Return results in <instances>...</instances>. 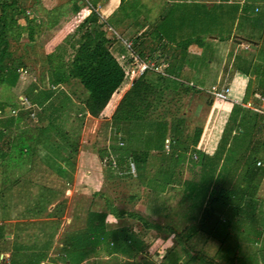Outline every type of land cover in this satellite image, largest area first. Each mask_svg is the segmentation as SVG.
Wrapping results in <instances>:
<instances>
[{"label":"trees","instance_id":"1","mask_svg":"<svg viewBox=\"0 0 264 264\" xmlns=\"http://www.w3.org/2000/svg\"><path fill=\"white\" fill-rule=\"evenodd\" d=\"M96 1L68 0L67 11L78 15V20L72 35L69 34L71 21L57 29L49 41L57 42L58 39L60 44L54 43L50 48L51 53L46 52V42L40 43L34 39L41 23L39 21L35 23L36 18L30 17L27 13V9L36 5L38 0L0 2V87L13 88L22 71L26 72L28 67L34 70L33 84L25 94L24 101L28 106L38 110L40 118L43 117L46 121L44 126L34 124L25 131L11 134L17 121L22 118L17 114L15 116L13 105L0 101L2 178H6V175H15L13 180L10 178L7 185L15 183V192L24 191L38 196L36 201L39 203H31V211L36 214L42 211L41 213L49 218V221L42 222H51L59 227L64 200L55 201L58 193L57 182L51 184L52 186L49 182L41 183L45 176H49L50 167L44 164L38 154V148L43 141L48 140L51 131L55 135L60 133L54 124L55 115L61 111L65 103L70 102L68 94L58 90V87L69 81L76 82L82 90V97L78 99V103L83 112L91 118L99 117L110 97L126 88L107 120L112 135L108 137L106 144L104 142L96 150L99 163L106 165V170L103 171L105 177L119 180L133 177L137 183L152 189L157 182L154 180L153 167L160 166L169 178L164 182V188L174 183L179 184L180 165L187 162L198 168L197 179L198 181L202 179L201 185L198 181L195 183L192 180H182L180 183L183 188H190L193 194L202 192L203 200H207L205 214L208 217L203 228L206 230L210 228L207 235L215 239L217 248L213 250L210 260L204 261L202 253L197 252L200 254L201 263L212 264V260L215 259L218 264H253L254 261H261V264H264V250L253 249L255 238L250 236L252 229L257 230L256 228L262 227L264 223V214H261L259 209L253 211L257 208L254 200H259L256 194L264 174V116L238 104H231L215 150L211 156H206L197 149L200 128H194L192 135L185 138L182 135L181 118L172 117L167 121L162 116L153 114L155 107L163 102L161 94L164 92H170L173 96H180L181 93L198 95L202 92L197 85L185 78L190 75L188 72L191 65L207 63L205 58L201 57L199 60L198 56L190 57L187 51L190 45H202L199 38L179 41L170 48V54H163L157 51V45L165 35L159 32L156 23L135 35L137 30L131 41L129 40V46H126L114 31L123 19L130 17L135 19L139 15L136 3L119 0L116 11L103 19L94 11ZM23 2H26V8H22ZM17 19L23 20V28L16 23ZM55 24L54 21L52 25ZM14 27L16 30H25L26 42H17L16 33L15 37L11 35ZM9 38L15 40V43H11ZM67 50L71 53L65 59L64 54ZM155 58L165 61L166 76L148 72L134 76L139 60ZM242 73L247 77L241 100V103L245 104L249 97L264 89V62L252 61L248 70H242ZM53 101L57 105L53 106ZM229 131H233V134L229 135ZM125 135L127 138L130 137V141H141L144 148H135L134 145L128 147ZM227 135L230 136V141L226 153L221 157L222 151L225 150ZM62 138L66 139V136L63 134ZM166 139L171 142L167 150L164 149ZM4 143L6 146L2 148ZM56 147L58 148V145ZM156 147L158 149L153 151L152 148ZM76 153L75 148L68 152V156L61 160L62 166L67 165L69 156ZM257 162L260 165L257 166ZM130 164L133 176L129 173ZM124 167L125 171H128L124 173L125 175L118 171ZM209 172L211 175L205 180L204 174ZM54 173L55 181L58 178L62 179L65 174L60 167L54 170ZM21 179L32 186L35 192L29 191L27 185L19 190ZM4 180L3 186L6 185ZM36 186L37 188H34ZM2 190L3 188L0 189ZM78 199L87 202L86 206L89 205L86 198L80 196ZM53 201L56 203L47 210ZM76 205L80 207L82 204ZM82 209L86 211L83 228L73 232L65 230L60 239L59 250H55V258H51L52 262L85 264L91 258L97 257L99 250L106 257L126 255L133 258L138 254L142 242L136 234L125 227L110 230L105 224L107 213L116 218L121 215L115 214L110 207L107 209L108 212H91L90 208L84 207ZM125 216L136 218L145 230L160 229L136 215ZM215 217L217 221L213 220ZM222 225L220 230L218 226ZM67 229H70L69 226ZM197 231H190L188 237L184 235L180 237L183 236L185 242L191 241ZM242 231L243 235H239ZM55 232L57 233V230ZM56 233L54 231L48 233L46 243L41 242L40 235V247L36 246V253L26 255L23 264H40L47 260ZM17 234L16 232L8 257L0 258L1 264H20L22 256L19 255L17 258L19 253L15 252ZM3 238L4 232L0 234V240ZM182 252L186 256L184 261H180L171 251L165 252L162 258L167 256L165 264H192L196 261L198 254L189 255L183 248ZM93 263L95 262L91 264Z\"/></svg>","mask_w":264,"mask_h":264},{"label":"rangeland","instance_id":"2","mask_svg":"<svg viewBox=\"0 0 264 264\" xmlns=\"http://www.w3.org/2000/svg\"><path fill=\"white\" fill-rule=\"evenodd\" d=\"M65 1L67 0H38V4H34L30 9H27L29 16L35 17L41 23L39 31L34 39L40 43L46 42L47 53H51L50 48L54 46V43L60 44L58 39L56 40L57 42L49 41L57 29L61 28L66 22L71 21L70 24L72 27L69 29V34L72 35L74 26L78 20V15L67 11L68 8ZM172 1H175V3ZM225 1L226 0H216L217 3L210 7V12L204 11L205 6L202 8L195 6L193 0H151L148 2L153 13L149 15L153 20H150L148 23L151 26L158 23L159 32L165 35L167 41L172 39L173 41L179 42L189 39L190 37L199 38L202 45H194V47L198 51V59L200 60L201 57L203 59L205 58L207 59V63L199 64L198 66H196V64L191 65L188 72L190 75L185 78L197 85V88L199 87L202 91L209 90V84L214 82V78L220 67H222L223 73L228 76L229 74H234L238 77H244L245 75L242 73V70H248L252 61L258 63L264 62V43H258V40L256 41L257 49L254 52L253 48L247 46H244L242 49L231 47L230 51L227 50L228 52H225L227 44L225 39L228 33L227 26L232 22L235 11L239 8L234 5L231 7L230 5H226ZM238 1L239 0H232L235 4ZM0 2H2V0H0ZM259 2L260 0H243L244 4L239 8L243 18H240L239 15L236 17L237 24L232 31V35L242 34L249 36V34L246 33V29H248V27L251 29L250 27L252 26L251 23L245 21L244 16L251 14L252 17H256L259 15L252 11L253 5H257L255 8L261 10L262 12L259 13L263 14L264 3L258 4ZM21 5L22 8H26L27 6L26 2H23ZM154 19H156V21ZM54 21L56 24L52 25ZM16 23L20 25V28H23V20L17 19ZM263 23L264 22L261 24ZM258 28L260 32L263 31L262 25L258 26ZM124 31L125 30L117 28L114 32L122 41L129 44V40L131 41L134 35L133 30H128L130 32L129 35L124 34ZM15 33L18 35L17 42H26V32L24 29L16 30L14 27L11 35L15 37ZM199 33H201V36ZM260 36H264V33ZM209 37H216L215 42L210 40ZM9 40L11 43H15V40L11 38H9ZM157 46V51L167 55L171 53L170 48L172 46L162 43H159ZM196 50L190 49V57L194 56L193 53H195ZM251 52H253L254 55ZM70 53V50H67L64 54V58L67 59ZM34 73V70L28 67L26 68V72L22 71L20 73L15 87H0V101L13 105L15 108V116L20 115L22 118L20 121H17L11 134L25 131L30 125H46V121L43 117L40 118L41 114L38 113V110L28 106L24 101L25 94L33 84ZM58 90L65 92L70 98V102L65 103L61 111L55 115L54 124L58 128V133L60 132V135H57V133L55 135V133L51 131L48 140L43 141L42 145L38 148V154L42 158L44 164L50 167L49 176H45V181L42 180L41 183L49 182L50 186H52L57 182L58 193H56L55 201L64 200V209L61 214L60 226L58 227L57 224L56 226L51 222H42L46 220L49 221V218H47L45 214H42V211V213L40 212L39 214L31 211V203H39L36 201L38 196L29 192L25 193L24 191H19V193L15 192V183L13 185H7L10 178L13 180L15 175H6L4 180L0 174V189L3 188V190L0 191V234L7 231L8 228H15L18 233L15 242V252L19 253L17 258L19 255L22 256L20 264L24 263V257L26 255L36 253V246L40 247V235L42 236L41 242L45 241L44 243H46L48 233L52 231L56 233L55 231L57 230L58 234L52 241L54 247L52 246L53 250L51 254H55V250H59L60 246H58V244H60V239L64 235L65 230L66 232H73L83 228V220L86 216V211L82 209L83 207L87 209L90 208L89 210L91 212H108L107 209L110 207L115 214H119L121 217L116 218L112 214L107 213L105 216V224L108 229L116 230L125 227L130 232L136 234L142 242L140 251L133 258L126 257V255L106 257L105 254L99 250L98 256L93 259L91 258L85 264H91L92 262H95L93 264H165L167 256L166 258L162 257L167 251L173 252L179 257L180 261H184L186 256L184 252H182V248L189 255L198 254L197 252H199L202 253L201 257L204 261L206 259L210 260L213 250L217 248L215 239L207 235L210 228L206 230L204 227L200 231L198 228H195L198 231L195 238L191 241L185 242L183 236L180 237L181 235L188 237L191 233L188 228L180 230L182 228L181 225H186L183 224L186 222H183L180 217L182 216V212L185 214L186 219V216L194 214L195 209H197L195 207H198L200 201L203 200L202 192L200 194H193L190 188H182L183 186L180 181L182 182V180H185L183 178L189 180L193 179V182H199L201 185L202 179H199V181L195 179L196 176H198V169L192 167L187 162L184 163V168L186 169L182 170L179 168L180 170L178 172L181 174L179 176V184L174 183L164 188V182L168 181L169 178L167 174H164L160 166L153 167L154 180L157 182L154 183L152 189H147L145 185L137 183L133 177H124L120 180L117 178H106V175L103 173V171L106 170V165L99 163L96 150L104 144V142L106 144L108 137L112 135L111 126L108 124L106 118L110 115L113 108V100L117 97H112L113 99H110L109 103L106 104V108L102 110L99 117L91 120L86 116L78 103V99L82 97V90L76 82L69 81L59 86ZM179 95L180 96H173L170 92L162 93L161 98L163 102L155 107L153 111L154 116L160 115L167 121L172 117L177 119L181 118L183 120L182 135L185 138H189L192 135L194 128H200V130L203 131L206 125L205 132L208 131V133H210L211 130L214 129L217 130L215 133V135H217L220 129V127L217 128V125L219 124V126H222V109H219V105H214V107H212V105L209 106L207 103L208 99H211V103H213L212 99H215L207 93H201L200 95H194L193 93L182 95L181 93ZM52 104L53 106L57 105L54 101ZM10 113L12 114L11 111ZM216 113H219L218 117L215 115ZM209 117L215 118V122H206ZM63 134L66 136V139L62 138ZM211 136L209 138L205 137L208 140H204V147L207 146V143L210 144L209 147H213L215 144L216 140H213L214 138ZM129 138L130 137L127 138L125 135L128 147L134 145L135 148H144L141 141H130ZM56 145H58V148ZM5 146V143L2 144V148H5ZM73 148L76 149L77 153L70 155L68 164L62 166L61 160H63L65 156H68V152ZM152 149L155 151L158 148ZM58 167L62 168L65 174L62 179L58 178L55 181L56 175L54 170ZM125 170L126 167L118 171L125 175L128 172ZM130 174L133 176L132 173ZM210 175V172L204 174L205 180L206 177L208 178ZM2 180L5 181L7 186L2 185ZM19 183V190H21L24 185H27L26 187H28L29 191L32 193L35 192V189L27 183H24L23 179H21ZM34 188H37V186ZM80 196L87 199L89 203L88 206H86L87 202L78 199ZM178 200H183V205L178 204ZM55 203L56 202L53 201L52 205L49 206L50 208H47L50 210ZM77 203L84 206L80 205L79 207L76 205ZM125 214H133L141 217L146 222L157 225L160 229L145 230L142 228L140 221L136 218L127 217ZM9 217L15 219L14 224L6 221ZM213 220L217 221V218L215 217ZM69 223L70 225H68ZM204 224L205 221H203L202 226H204ZM68 226L70 229H67ZM218 227L221 230L223 225ZM195 229L193 231H195ZM26 233L29 234L26 235ZM216 233L217 231L214 232V234ZM55 242L56 244H53ZM260 248L263 247L260 246ZM199 257L200 254L197 255L196 261L192 262V264H202ZM51 258H49V260H51ZM57 263L59 264V262ZM212 264H218V261L213 259Z\"/></svg>","mask_w":264,"mask_h":264},{"label":"crops","instance_id":"3","mask_svg":"<svg viewBox=\"0 0 264 264\" xmlns=\"http://www.w3.org/2000/svg\"><path fill=\"white\" fill-rule=\"evenodd\" d=\"M67 1H65V2L67 3ZM125 1L136 3L135 6L137 8V11H138L139 15L135 19L132 18V17L123 19L122 22L120 24H118L116 27L118 29H120V30H125L124 34H127V35L130 34V32H129L130 30H133V33H135L138 30L137 33L135 34V35H138L139 33H141V31H143L145 29L147 30L149 28V26L151 27V25H149V23H148V22H150V20H153V18H150V16H149L150 14H153L152 10H151V6L148 3L151 0H125ZM152 1H154V0H152ZM161 1H163V0H161ZM172 2L175 3V1H172ZM225 2H226V5H230V7L232 5H234L235 7L237 6L239 8H240V6L242 4H244L243 0H239L236 4L234 2H232V0H230V1L226 0ZM80 3L81 2H78V4H80ZM193 3L195 4V6H198L199 8H202V7L205 6L204 7V11L205 12H207V11L210 12V7L212 5H215V3H217V2H216V0L215 1L214 0H193ZM261 3H264V1L260 0V2L258 4H261ZM118 4H119V0H115V1L114 0H97L95 2L94 11L100 16V18L105 19V18L109 17L113 12L116 11V8L118 7ZM253 6L254 7H253L252 11L254 13L259 14V15H257L256 17H252L251 14L244 16L245 21H247L248 23H251V26H252V27H250L251 29H249V27H248V29H246V33L249 34V36L242 35V34L232 35V31L235 28V25L237 24L236 23L237 22V18L236 17L239 15L240 18L241 17L243 18L242 12L239 11V8H237V10L235 11L234 18H233L232 22L227 26L228 33H227L226 39H225L226 43H227L226 47H225V52L227 50L230 51L231 47L242 49L244 46L249 47V45L254 46V48H253L254 49L253 52H254L257 49V42L258 43H264V36H262V37L260 36V35H262L264 33V23L261 24L262 22H264V13L263 14L259 13V12H262V11L259 10V9L257 10L255 8L257 5H253ZM27 13H29V12L27 11ZM154 20L156 21V19H154ZM35 23H38V19L35 20ZM260 25H262V28H263L262 29L263 31H261L262 33L259 31V28H258V26H260ZM201 27H203V26H201ZM199 34L201 36V33H199ZM193 36H198V35H193ZM204 36H206V35H204ZM194 38H196V37H190V39H194ZM209 39L212 40L213 42H215L216 37H209ZM123 42H125V41H123ZM177 42L178 41H173L172 39L170 41H167L164 36H162L161 41H160V43L165 44V45H169V46H174ZM190 49L196 50L194 45H190L188 47V50H187L188 54H190L189 53ZM196 51H195V53H193L194 56H198V51L197 52ZM253 52H251V53L253 54ZM221 68L222 67H220L219 70L217 71V74H216V76L214 78V82L210 83L209 87L216 86V88L218 90H222V89L226 88V89H228L229 93L226 96V101L225 102L223 100H219L218 101L217 99H215V100L212 99L213 103H211V99H208L207 103H208L209 106L212 105V107H214V105H217V106L219 105V109L220 110L222 109L221 110L222 111V114H221L222 126H219V124L217 125V128L220 127L219 133L217 135H215L217 130H214V129H212L210 133H208V131L205 132V129H206L207 125L204 126V130L201 131L200 137H199V143L197 145V149H199L201 152L206 154V156H211L213 154L214 150H215L217 142L220 139V136L222 134V130H223L224 126H225V123H226V120H227V117H228V114H229V111H230V108H231V104H238V105L242 106L243 108H247V109H249V108L246 107V106H250V107H256L257 106V102H256V99H255V96L258 93L253 95V96H251V97H249V99L247 100V102L245 104L241 103L242 96L244 94V89L246 87L247 77H245V76L244 77H238V76H236L234 74L233 75L229 74V76H228L227 74L223 73V69H221ZM228 77H230V78H228ZM125 90H126V88L121 90V91H119V92H117V93H114L110 97V99H113L112 97H114V96L117 97L115 100H113V103H112V107L113 108H112V110L110 112V115L113 112V109L115 108L116 104L118 103L121 95L123 94V92ZM206 91L207 90H204L201 93H205L206 94ZM201 93H199L198 95H200ZM110 99H109V101H110ZM109 101L107 102V104L109 103ZM104 108H106V106ZM218 114L219 113H216L215 115L218 117ZM86 116H88V115L86 114ZM109 116L107 118L105 116L104 117L106 118V120H108ZM89 118L91 120H94V118H91V117H89ZM215 120H216L215 118H212V117L210 118L209 117L206 122H208V121L209 122H211V121L215 122ZM229 132H230L229 135L233 134V131H229ZM229 132H227V134ZM210 136L214 138L213 140H216L215 144L213 145V147H209L210 144L207 143V146L209 148L207 146L204 147L203 146L204 140H208L205 137L209 138ZM229 137L230 136L227 135L226 144H225V147H224L225 150L222 151L221 157H223L224 154L226 153V147L228 146L229 141H230ZM215 138H217V139H215ZM179 168H181L182 170L186 169V168H184V165H180ZM218 168H219V166H217L216 170H218ZM198 172H199V169L197 171V174H198ZM197 177L198 176H196L195 179H197ZM183 179L189 181V179H186V178H183ZM192 181H194V180L192 179ZM256 197L259 200H254L255 204L257 205V208L254 209L253 211L256 212L257 209H259V212L261 214H264V174H263V177L261 178L260 185H259ZM182 201L183 200H178V204L183 205ZM206 202H207V200H201L199 205H198V207L197 206L195 207L197 209H195L194 214H190V215L186 216L187 217L186 219H185V214H183V212H182V216H180V217L183 220V222H186V223H183V224H186V225H181L182 228L180 230H182V229L185 230V229L188 228L190 231H193L195 228H198V230H201L203 228L202 223L208 217V215L205 214ZM47 210H49V209L47 208ZM183 216H184V218H183ZM6 221L14 224L15 219L9 217ZM187 221H188V223H187ZM256 229L257 230L252 229L251 230L252 234L251 235L249 234L250 236L255 238V240L253 242V245H252L253 249L254 248H259L261 250H264V223H263L262 227H258ZM195 230H197V229H195ZM16 232L17 231L13 227L8 228V230L4 232V238L0 240V258H2V257L7 258L8 257V255L10 253V248L12 246V242L15 241ZM243 233H244V231L240 232V235H243ZM57 234H58V232L56 233L55 237L57 236ZM53 244H56V242L53 243ZM243 244L244 243H242V245ZM52 246L54 247V245H52ZM52 246L49 249L48 254H47L48 259L45 260L44 262H41L40 264H58V263H54L51 260H49V258L55 256L54 254H51L52 250H53ZM58 246H60V244H58ZM260 246L263 247V248H260ZM253 264H261V261H257V262L254 261Z\"/></svg>","mask_w":264,"mask_h":264},{"label":"built area","instance_id":"4","mask_svg":"<svg viewBox=\"0 0 264 264\" xmlns=\"http://www.w3.org/2000/svg\"><path fill=\"white\" fill-rule=\"evenodd\" d=\"M126 43V42H125ZM126 46H129V44H126ZM166 63L165 61L162 60H157L155 59H145V60H139L134 76L137 77L143 73H153V74H159L161 76H166L164 73V69L166 68ZM207 94L212 96L214 99L217 100H223L226 101V96L228 95L229 91L228 89H222L218 90L216 86H211L208 91H206ZM257 106L256 107H248L250 110L264 116V89H262L256 96H255ZM171 142L166 139L164 141V149L167 150L168 146ZM256 165H260L259 162L256 163ZM130 173L133 174V168L130 164Z\"/></svg>","mask_w":264,"mask_h":264},{"label":"water","instance_id":"5","mask_svg":"<svg viewBox=\"0 0 264 264\" xmlns=\"http://www.w3.org/2000/svg\"><path fill=\"white\" fill-rule=\"evenodd\" d=\"M249 47L254 48V46H252V45H249Z\"/></svg>","mask_w":264,"mask_h":264}]
</instances>
